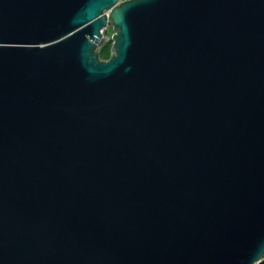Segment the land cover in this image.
I'll use <instances>...</instances> for the list:
<instances>
[{
    "label": "water",
    "instance_id": "obj_1",
    "mask_svg": "<svg viewBox=\"0 0 264 264\" xmlns=\"http://www.w3.org/2000/svg\"><path fill=\"white\" fill-rule=\"evenodd\" d=\"M262 257L264 0H0V264Z\"/></svg>",
    "mask_w": 264,
    "mask_h": 264
},
{
    "label": "trees",
    "instance_id": "obj_2",
    "mask_svg": "<svg viewBox=\"0 0 264 264\" xmlns=\"http://www.w3.org/2000/svg\"><path fill=\"white\" fill-rule=\"evenodd\" d=\"M111 43L110 41L103 44L97 51V56L99 60H107L110 57ZM259 264H264V257H262Z\"/></svg>",
    "mask_w": 264,
    "mask_h": 264
},
{
    "label": "rangeland",
    "instance_id": "obj_3",
    "mask_svg": "<svg viewBox=\"0 0 264 264\" xmlns=\"http://www.w3.org/2000/svg\"><path fill=\"white\" fill-rule=\"evenodd\" d=\"M109 28H111V27H109ZM109 28H108V29H109ZM112 32H113V31L109 29V30H108V34H107V36H108V37H111V36H112ZM110 43H111V42H110Z\"/></svg>",
    "mask_w": 264,
    "mask_h": 264
},
{
    "label": "built area",
    "instance_id": "obj_4",
    "mask_svg": "<svg viewBox=\"0 0 264 264\" xmlns=\"http://www.w3.org/2000/svg\"><path fill=\"white\" fill-rule=\"evenodd\" d=\"M121 1H124V0H119V2H121ZM100 32L103 33V29H101ZM110 42H111V40H110Z\"/></svg>",
    "mask_w": 264,
    "mask_h": 264
},
{
    "label": "flooded vegetation",
    "instance_id": "obj_5",
    "mask_svg": "<svg viewBox=\"0 0 264 264\" xmlns=\"http://www.w3.org/2000/svg\"><path fill=\"white\" fill-rule=\"evenodd\" d=\"M109 29L112 30L111 28H109ZM109 29H108V30H109Z\"/></svg>",
    "mask_w": 264,
    "mask_h": 264
}]
</instances>
